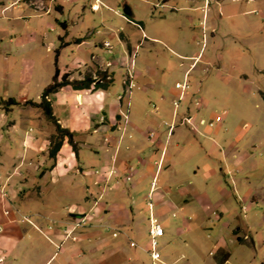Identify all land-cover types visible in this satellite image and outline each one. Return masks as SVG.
<instances>
[{"label": "crops", "instance_id": "crops-1", "mask_svg": "<svg viewBox=\"0 0 264 264\" xmlns=\"http://www.w3.org/2000/svg\"><path fill=\"white\" fill-rule=\"evenodd\" d=\"M168 5L170 0H161L159 7L168 10ZM123 17L141 31L144 42L137 41L133 46L124 35L126 39L121 42L123 49H126L123 52L125 56L120 54L118 58L105 61L99 56L95 59L101 67H108L112 75L114 68L122 70L121 77L129 76L131 88L121 93L120 90L114 101L109 99L108 89L72 90L69 86L62 87L51 97L53 116L57 123L74 133V138L78 137L74 141L80 142L81 148H87L88 157L84 149H79L77 156L70 150L67 152L65 143L57 155L55 165L47 168V138L52 128L43 118L32 117V107L30 109L29 105H23L33 100L25 98L20 100L22 106L10 108L14 119L11 127H6L9 113H2L0 109V181L6 177L0 183V202L4 204L6 216L4 222L0 220V231L13 228L18 230L19 239L26 237L28 233L14 226L15 217H21V222L26 219L25 224L30 231H36L50 245L61 243L57 251L64 256V260L69 259L66 264H130L129 254L132 252L127 250V245L133 248L130 242H136L139 250H145L138 243L142 222L139 221L140 225H137L132 237L126 229L133 227L135 221L132 220L135 217L136 221H142L144 214L142 210L136 212L134 199L128 205L123 203V191H126L125 188L127 194H134L137 206L144 207V204L148 208L147 197L154 183L151 193L153 211L164 228L166 224L169 230L175 212L178 215L177 221L184 212H188L191 217L185 222L183 216V221L178 222L175 231L180 235L184 233L186 238L181 256L185 254L187 264H264V163L259 168L254 159H249L248 156L252 155L246 152L245 141L241 140L243 134L235 131L234 136L229 137L221 130L220 122L214 127L207 126L212 139L208 141L205 138L204 144L196 150L199 139L194 136L197 135L195 130H202L203 127L198 124L202 125L204 119L189 113L187 117H191L194 129L190 126L180 129L177 124L179 122L181 125L183 118L175 116V107L171 109L179 96L177 91L155 90L154 85L144 80L156 62L152 61L153 65L145 63L140 68L136 66V46L143 49V44L148 43L146 53H149L150 47L154 48L155 44L162 42L163 39L159 37L162 35L148 36L145 24L133 21L131 10L129 16ZM104 42L107 41H99L101 44ZM85 43L83 40L80 44ZM72 45L70 43L66 47ZM97 47L94 44V49ZM4 55L8 56L9 53L5 50ZM189 58L193 60L184 72V79L195 62V57ZM134 87L137 90H131ZM204 109L206 112L207 106ZM163 125H168L167 133ZM169 127L173 128L172 131ZM185 147L194 152L190 154L183 149ZM216 150L220 152L221 161L209 160L212 154H216ZM197 151L203 154L197 158L198 162H194L193 167L199 163L198 169L201 168L202 173L193 171L191 174L189 161ZM206 157L207 161H203ZM260 163L258 159L257 164ZM30 169L37 172V175L29 182L30 178H25V173L29 174ZM112 170L117 174L111 175ZM124 175L131 176L130 180L120 179ZM105 187L114 191L107 199L106 194L101 192ZM146 189L147 193L141 195L140 191ZM73 191L79 192V196L75 197ZM62 192L69 201L67 204L62 203L59 212H52L55 206L51 204L61 200L57 193ZM95 198L97 202L94 206ZM29 199L34 200L38 207L43 206L44 210L30 209L26 214H21L20 204H25ZM92 210L94 214L89 213ZM66 215H79L81 217L78 219L84 217L89 220L86 229L78 228L72 234L78 240L76 243L73 240L62 241L59 231L48 233L47 229H43L46 222L50 224L59 221L67 225L69 222L65 221ZM73 227L70 226V231ZM113 231L117 232L116 237L112 236ZM167 238L166 242H169L171 238ZM20 256L21 252L18 253L15 248L12 250L10 246L4 247L0 243V264H17ZM54 256L55 253L50 255L44 264H48ZM138 256L140 260L135 264H141L142 256ZM181 256L170 258L167 255L169 260L164 263L171 264ZM5 258H9L10 262H5Z\"/></svg>", "mask_w": 264, "mask_h": 264}, {"label": "rangeland", "instance_id": "rangeland-1", "mask_svg": "<svg viewBox=\"0 0 264 264\" xmlns=\"http://www.w3.org/2000/svg\"><path fill=\"white\" fill-rule=\"evenodd\" d=\"M160 2L161 0H0V109L3 110L2 113H9L8 120L12 121H7L6 127H11L14 121L11 107L6 104V101L13 98L18 100L17 102L21 105L23 103L20 100L26 98L37 102L43 89L51 82L55 68L59 70L58 80L65 73L69 74L70 80H81L86 75L97 78L100 74L107 73L113 80L112 85L108 88L109 99L113 101L122 90H129L131 88V83L128 81L129 76L121 77L123 71L118 68L113 69L114 74L112 75L109 73L108 67H101L95 59L99 56L105 61L109 58H118L120 54L125 56L123 52L126 49H123L121 42L126 39L124 35L128 37L127 39L133 46L137 44V41L144 42V39L141 38V31L123 17V10L127 7L134 15V22L141 21L145 24V32L148 36L162 35L159 37L163 39L162 42L155 44L154 48L150 47L149 53H146V50L149 49L148 43L143 44V49H138L136 46L137 68L145 63L153 65L156 62V66L150 68L151 70L146 73L144 80L154 85L155 90H176L178 95H180L181 89H175L176 83L186 84L187 82L189 85V89L181 94L182 98L179 101L178 98L176 99V105H171V109L175 107V116L182 117V120H185L189 113L190 115L197 114L198 117L204 119L205 125L198 124L199 127H203L202 130H195L197 135L194 136L199 139L196 150L199 149L205 138H208V141L212 139L207 126L208 123L214 122L213 119L218 116L221 119V130L229 137L234 136L235 131L243 134L244 137L241 140L245 141L246 152L252 155L245 154V156L254 159L255 164L260 168L264 163V0H170L168 10L159 7ZM93 3L98 5V10L94 12L92 11ZM61 22L65 24V31L59 24ZM58 37H61V42ZM76 38L87 43L74 44ZM101 40L107 42L101 44L99 43ZM67 41L73 45L60 49L55 64V49L59 47V44L66 45ZM94 44L98 46L96 49H94ZM106 44H109L110 47H106ZM103 47L112 48L108 50ZM5 50L6 53H9L8 56L4 55ZM189 57H195V62L184 79V72L193 60ZM131 90L137 89L134 87ZM204 106H207L206 112H204ZM29 107L31 109L32 106ZM32 108L34 109L32 117L43 118L52 128L51 137L55 133L54 125L44 117L41 109ZM35 109L38 111L35 112ZM216 124L214 123L212 127ZM177 126L180 129L185 126L194 129L193 124L187 125L184 121L181 125L178 122ZM167 127L168 125H163L165 133H167ZM172 129L169 127V130L172 131ZM50 137L47 138L45 163L47 168H52L55 165L57 155L62 148L61 146L57 152L55 160L49 159L47 152ZM77 138H73V142ZM179 141L182 145V141L180 139ZM65 143L67 145L65 150L73 152L66 139L62 145ZM79 144L81 143L78 141L74 143L76 151V153L73 152L74 155L77 156L79 149H84L83 151L88 157L89 151L85 150L87 148L82 145L81 148ZM183 149L188 150L190 154L194 152L189 147ZM202 154L197 151L193 158L191 156L192 159L188 166L191 169V174L193 171L202 173V169H198L199 163L193 167L194 162H198L197 158ZM219 154L220 152L216 150V154H212L209 160L221 161ZM92 155L90 152V156ZM207 159L206 157L203 161H207ZM258 159L261 161L260 165L257 164ZM111 172L117 174L116 171L112 170ZM36 175L37 172L30 169L29 174L25 173V178L29 177L28 181L30 182L35 179ZM124 177L126 175L121 176L120 179H124ZM127 177L131 178L128 175ZM5 178L4 176L0 183L4 182ZM109 187L101 190L102 194H106V199L114 192ZM124 190L126 191H123L125 194L123 203L128 205L134 199L133 204L136 212L142 210V215L144 214L142 221H136L135 217L132 220L135 221L133 227L126 229L132 234V237L137 225H140L139 221L142 222L138 243L145 250H139L134 241V246H131L133 248H129L127 245V250L132 252L129 254L130 264H135L140 260L138 254L142 256L141 264H165L169 260L167 255L170 258H175L177 255L180 257L183 241L186 238L184 233L180 235L175 231L178 228V222L183 221V216L185 222L187 219H191L188 212H184L179 221L176 220L178 215L175 212V218H172L169 223V230L166 224L164 228L153 212L164 230V236L154 242L148 234V208H145L144 204V207L137 206V198L133 197L134 194L132 192L127 194V189L124 188ZM153 190L154 185L149 192L150 197ZM77 191H73L75 197L79 196ZM147 191V189L140 191L141 195L142 193L145 195ZM63 193H57L61 200L51 204V206H55V209L51 210L52 212H59L62 209V203H68L69 200ZM75 193L78 194L75 195ZM95 194L94 196H96ZM30 199L25 204H20L21 214H26L31 211L30 209L44 210L43 206L38 207L35 201ZM94 200L93 205L95 206L97 199ZM4 208V204L2 205L0 202V220L3 222L6 218ZM89 213L94 214L95 212L92 210ZM77 217L81 216H64L65 221L69 222L67 225L65 222L59 221L50 224L46 222L43 229H47L48 233L59 231L62 234V241L73 240L76 243L78 240H75L76 238L72 234L78 228L79 230H81L80 228L86 229L89 222L84 217L82 219ZM138 219L140 218L138 217ZM25 222L26 219L21 222V217H15L16 225L14 226H19L28 233L21 239L17 236L18 230L13 228L12 230L5 228L0 231V243H3L4 247L10 246L12 250L15 248L18 253L21 252L17 264H44L53 253L56 256L48 264L68 263L69 259L65 258L64 260V256H61V253L57 251L61 247V243L56 246L50 245L36 231H30ZM72 225L74 227L70 231ZM28 235L31 238L27 237ZM168 236L171 239L166 242ZM13 243L16 244L13 245ZM17 244H19L18 247ZM152 248L159 253L160 257L157 262L150 258ZM259 255L263 258V255L260 253ZM184 257L185 254L181 256L182 259L171 264H187ZM5 262H10V259L5 258Z\"/></svg>", "mask_w": 264, "mask_h": 264}, {"label": "trees", "instance_id": "trees-1", "mask_svg": "<svg viewBox=\"0 0 264 264\" xmlns=\"http://www.w3.org/2000/svg\"><path fill=\"white\" fill-rule=\"evenodd\" d=\"M130 19L129 17H127ZM63 29H65V24L63 22L59 23ZM59 42H61V37H58ZM83 40L75 39L74 44H79ZM65 44V43H64ZM69 43L63 46V44H59V47L55 49V64L57 62V58L59 56V52L61 48H64ZM59 76V70L58 68H55L54 74L51 78L50 84H48L40 97L39 102H33V101H26L23 105H29L34 108L41 109L43 112L44 117L51 122L54 125L55 133L50 137V143L48 147L47 156L49 159L55 160L56 154L59 151L60 147L64 143V140L66 139L68 144L72 147V150L74 153L75 146L73 142L74 133L70 132L66 128H62L56 121L55 117L53 116V111L51 107V97L62 87L69 86L72 88V90H107L113 83V80L107 73L100 74L97 78H93L91 75L85 76L81 80H70L69 74L65 73L61 76V79L58 80ZM6 104L10 107L20 105L19 102H17L13 98H9L6 101Z\"/></svg>", "mask_w": 264, "mask_h": 264}, {"label": "built area", "instance_id": "built-area-1", "mask_svg": "<svg viewBox=\"0 0 264 264\" xmlns=\"http://www.w3.org/2000/svg\"><path fill=\"white\" fill-rule=\"evenodd\" d=\"M98 8L97 5H92V10H96ZM106 47H110L109 44H106ZM175 88L178 89L180 88L181 89V92H180V95L178 96V101L182 98L181 94H183V92L187 89H189V85L188 83L186 82V84H176L175 85ZM176 101L174 102V106L176 105ZM214 122H210L208 123V126L209 127H212L214 123H219L221 121L220 117L216 116L214 119ZM183 121L187 124V125H192V122H191V117H187L185 120H182V123ZM204 121L202 120L201 121V124H203ZM111 174L115 172H110ZM125 181H129L130 180V177H125L124 178ZM118 183V182H116ZM154 183H152L151 187H153ZM146 205L148 207V210H149V229H148V234L149 236H151L153 238V241L155 242L156 239H159L162 235H163V230H162V227L160 226L158 220L155 218L154 214H153V201L151 200V197H150V194L148 195L147 197V202H146ZM112 236L113 237H116L117 236V232H114L112 233ZM130 246H134L133 242L130 243ZM159 253L157 251L154 250V248H152V251L150 252V258L157 262L159 260Z\"/></svg>", "mask_w": 264, "mask_h": 264}, {"label": "water", "instance_id": "water-1", "mask_svg": "<svg viewBox=\"0 0 264 264\" xmlns=\"http://www.w3.org/2000/svg\"><path fill=\"white\" fill-rule=\"evenodd\" d=\"M123 15L124 16H129L130 15V10L129 8L125 7L124 10H123Z\"/></svg>", "mask_w": 264, "mask_h": 264}, {"label": "clouds", "instance_id": "clouds-1", "mask_svg": "<svg viewBox=\"0 0 264 264\" xmlns=\"http://www.w3.org/2000/svg\"><path fill=\"white\" fill-rule=\"evenodd\" d=\"M162 230H163V229H162ZM163 234H164V232H163ZM162 236H163V235H162ZM162 236H161V237H162ZM161 237H160V238H161Z\"/></svg>", "mask_w": 264, "mask_h": 264}]
</instances>
